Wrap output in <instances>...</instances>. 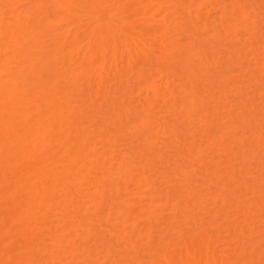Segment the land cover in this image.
Here are the masks:
<instances>
[{
	"label": "bare ground",
	"instance_id": "bare-ground-1",
	"mask_svg": "<svg viewBox=\"0 0 264 264\" xmlns=\"http://www.w3.org/2000/svg\"><path fill=\"white\" fill-rule=\"evenodd\" d=\"M129 1L131 0H123L124 3H122L121 0H7L6 2L8 4L6 6L9 7V9L7 8V10H9L7 16L5 15L6 13L2 11L3 8L0 9V247L2 246L0 249V264H41V260L44 257H47V259L51 261L47 262V264H78L76 263L78 258H82L85 263H94V261L91 260V252L88 249L82 246L68 249V245L65 246V244H72V241L68 240L72 236L81 238L83 241L92 240L93 242L102 240L103 236L96 239L95 233H92L91 230L81 229L82 223L79 222L76 224L70 217V214H67L68 210H70V213H77L79 215L83 211L84 214L80 215V219L95 216L98 218V221H101L102 218L106 216L105 220L108 222L114 218L115 224L121 225L124 228L122 230L124 231L123 233H126L123 237H118V239L129 238L130 240L126 231L131 229V232H133L136 229L135 223H130L135 217L125 210V208L136 207V204L132 203L129 198L123 196V190L127 191V187L125 186L131 183L133 178L132 173L134 170L138 169L136 166L138 164V162L136 164V159L139 160L140 164L144 161L145 157V163H147L149 160H147L146 157L148 158L149 155H147V150H145L146 148L143 147V145L140 149L139 147L132 146L130 142L127 145V149H123L124 151L121 152L117 149L118 138L113 137L115 141H111L113 138L108 139L107 134V137L103 136L107 130L110 134L109 128L112 126L113 127L110 129L115 128L121 130L122 128V132L126 128L131 130L132 134L137 135L140 140L144 141V145L147 143L149 144L151 143L152 133L155 129L154 124L158 121L155 120L156 117L153 116L152 113L156 106L157 98H159V88L155 79L149 78L150 80H145L143 79L144 74L137 73L136 79L144 81L141 89L147 94L145 100L141 103L139 102V105L132 106L131 101H125V98H118L120 102L116 100L117 97L126 95L130 99L131 95L124 92L126 89H123V80L125 79L126 81L136 74L138 63L140 62L139 59L141 57H146L147 60L149 58L148 61H150L152 58L151 56L155 55V58H152L153 60L151 61L156 63L155 61L159 57L155 52V48L157 47H155L153 51L150 47L143 44L145 35L152 38L153 41L154 39L157 40L158 28L156 29V27L158 26L155 25L154 27L156 32H153L151 29L152 33L147 34L146 30H144L146 27H135L134 24L131 23V17H129V22L127 17L125 18L123 16L124 14L122 11V9L130 3ZM141 1L142 0L139 2ZM207 2L208 0H202L201 3L204 4ZM158 4L159 3L155 5ZM132 5L131 9L134 8ZM231 7L223 6V8H221V11L222 9L223 11L220 13L217 20H221V22L223 21V23H225V26L221 24V27H223V32L227 33L226 36L234 35L235 38L238 37L237 35H239L238 33L240 32V30H238L239 20L243 19L245 23V19L248 17L247 12L240 6L237 7V9H230L229 12L228 9ZM124 10L126 11L127 9ZM133 10L136 13V9L134 8ZM134 11L132 12L134 13ZM126 13L128 14L129 11ZM236 13L239 14L242 19H236ZM132 17L134 16L132 15ZM145 17L146 15L144 18ZM243 20L240 25H244V23H242ZM236 21L238 23H236ZM147 22L145 24H147ZM163 23L167 31L171 25L169 22L167 23V21ZM148 24L150 25L151 23ZM174 25L177 26V24ZM151 26H149V28ZM124 28L126 32L129 31L132 32L133 35H136L134 37L133 35L131 36V38H135L132 40V46H130L131 43H127L125 37L127 33ZM174 29L175 31L180 30L178 28L176 30L175 26ZM202 30L207 33L206 25L202 27ZM61 31L63 32L59 33ZM171 33L169 32V34ZM262 33L264 34V32ZM172 34L171 39H174V34L173 36ZM194 35H190L192 37H190V40L192 41L189 43L192 47L189 50L186 45L180 44L179 42H181V40H176V37V42L174 43L173 41L175 40H173L169 45L167 40L170 39V36L168 38L166 37L167 44L165 45H169V48L165 47L163 43L161 44L163 45V49H170L167 50V53H165L166 49H162L163 53H165L162 55H167L169 58H163L166 61L165 65L169 71L171 69H169V67H172V69L176 67L177 70L179 69L177 67H180L183 75L186 73L188 75L189 72H197L198 75L200 74V79L205 78L210 81H208L205 86L214 89V83L212 84V80L209 79L212 77L208 74L210 72V70H208L209 68H207L208 72L206 69H202L201 66L193 65L191 61L192 56L198 58L199 62L206 56L204 53L203 56H200L202 52H196L198 51L196 46L199 45L197 42L199 43L200 38H196ZM184 36L188 37V35ZM220 36L221 33L216 28H213L211 38L215 41H219L222 40V36ZM251 37L252 35H249L248 38ZM190 44L187 43V45ZM26 45H30V47H25ZM193 50L196 54L191 55ZM60 59L63 61L69 59L68 62L61 63L62 70L57 69L59 66L58 60ZM164 60L163 62H165ZM69 62H71V66L66 67ZM154 63L148 62L150 65ZM168 64L170 65L169 67ZM156 65L158 67L157 63ZM154 68L156 70V67ZM154 68L152 69L151 66L152 70H154ZM215 68L217 69L218 67ZM151 69L149 67L148 71L150 72L148 73L150 74H152ZM259 71H264V65L263 67L261 66ZM170 73L172 74L171 71ZM187 75L186 79L188 80L184 82L190 81ZM199 77L197 76L194 81H197ZM200 79L198 81H200ZM205 79L203 81L204 83L207 81ZM62 81L67 82L62 84ZM118 83L119 85L117 86ZM204 83L202 84V89ZM190 84H192V89H195V91H192L193 96L191 95V99L188 98L189 100H186V102L181 105L182 109H180L181 112H183L184 108L187 110L185 114H183V118L189 123H193L194 113L198 109V104L195 101H202L201 106L204 107V97L199 96V94H203L199 85V89H197V85L195 87L193 83ZM110 86H113L111 92L114 91L111 94L112 97L116 94L120 95L113 98L114 100H109V98H111L110 96L108 102V96L106 95H110L109 91L112 89ZM114 87L116 88L114 89ZM218 88H220V86ZM210 89L207 91H210ZM198 90H200V92ZM204 91L203 89V92ZM149 93H151L150 96H148ZM249 93L251 94V92ZM169 94L170 97L174 99L173 92ZM209 97L210 96H205L207 99L206 104H210L213 110L217 109V107H219V98ZM245 98L240 101L241 98L239 97L240 100L237 101L238 103L235 102V104L231 106H236V109L243 107V109H245L243 111L247 115H245L242 110L238 112L229 107V111H226L228 114L225 115L226 112H223V114L229 119L230 126H235L233 127V131L240 130V128L246 131V128L249 129L250 127L249 131L252 134L253 131L257 130V133H255L258 134V138H256L257 136L255 134L256 137H250V143L252 141L254 144L252 143L251 145L253 149L248 150L249 152L251 150L249 153L250 155H255L260 152V150L264 151V148H258L260 147V142L255 143L256 139L259 141V137L264 135L262 134L264 130H261L264 128H259V126L262 125V127H264V123L262 125L259 123L261 119L262 122L264 121V111L262 109L259 111V108H255L256 106L254 107L252 103L246 104L251 98L248 93ZM252 100H255V98ZM107 102L108 105L106 104ZM103 104L105 105L104 108L106 107L105 109L102 108ZM208 104L207 107L209 106ZM225 116L224 118L227 119ZM123 117H125V119H123ZM97 118H101V124L98 123ZM215 118L216 117H211L210 120L213 122ZM219 118L221 120L220 116L218 119ZM95 123L99 125V133L97 130L98 128L96 129L97 131L93 130L96 128L94 127ZM123 123L129 125V128ZM100 125L108 127L107 130ZM91 126L94 128L91 129ZM157 126L158 125H156V127ZM251 126L255 128L252 131ZM223 128H216L217 137H220L218 134L222 132L224 134H222L220 138H223L222 136L229 131L228 134L231 133L232 129L230 130L229 127L224 128L229 130L225 132ZM257 128H259L262 133ZM207 130L208 129H206V131ZM169 131L171 134L175 135V138H178L176 127L170 125ZM93 132L97 134H92ZM244 133L245 132H243V134ZM98 134H102L101 136H103L99 138H107H105V140H107V145L110 147L108 150L105 149L100 152L98 151L99 148L95 147L98 142ZM234 134L232 132V135ZM94 135H96V137ZM171 137H173V135ZM191 137L193 139L194 136L191 135ZM240 137L241 136H239V140ZM94 138L96 139L94 140ZM91 139L96 142V145L93 143L94 141L91 144ZM241 139L243 140V137ZM252 139H255V141ZM242 140L236 146V149L240 150L238 146L244 145V140ZM88 141H90V143ZM209 141H211V139ZM204 143L202 145H204ZM230 143L228 144L230 145ZM86 146H89L87 152V149H85ZM194 148V151L197 150L196 152L201 156L206 152L200 149L201 144H199L193 148L188 147L185 154L178 153L176 157L181 162L185 161L186 157L192 154ZM231 148L233 149L232 146ZM246 154L248 153L246 152ZM234 155L236 156L237 152L234 153ZM239 155H241V157H236L242 159L241 163H245L242 158L243 155ZM88 157H92L90 158L91 160H89ZM246 157L244 156V160H246ZM93 158L96 159L93 160ZM155 158H159L163 161L164 157L156 153ZM197 159L200 160V158ZM166 161L168 160L166 159ZM199 164L201 167L202 163ZM206 164L204 171L201 172L202 167L200 169L202 175L210 177L208 180L205 179V185L216 189L220 188V190L223 187L227 196L224 195L220 197L221 194L213 195L211 193V198L214 200V209L209 210L210 214L207 211L209 208H207L206 211L208 214L203 212L204 214H201L203 217L199 218V221H197V219L195 220L193 217L194 215L190 217L188 212L191 209L194 210V212L198 209L204 211V196H194V194L189 193L188 189L177 188V182L174 183L176 178H174V181L172 180L173 182L169 179L168 181H171V185L166 186V190H172L170 194L180 199V202L171 203L170 207L172 212L173 210L174 212L177 210V214H182L184 219L182 222L184 223H188L194 219L193 221L197 229L199 228V231L197 230L198 232L195 233V235H189L183 231L174 232L173 234L176 239L175 243L171 241L157 242L156 245L158 246L156 247H158V252L151 249L143 256V259L139 258L135 260L133 264H264V238L255 231L257 223L264 227V219L262 220V215H260L264 212V188L262 189L258 185L260 181H257V179L253 181L252 178L251 180L254 182L252 187L247 186V182L246 185H236L237 177L235 176V178V174H233L235 173L234 167H228L231 170L230 173L232 175H230L229 172H218V168L216 170L210 168V165L214 167V165L210 163ZM228 166L232 167L231 165ZM228 168L226 169L227 171L229 170ZM177 169L178 168L174 167L171 172L174 173ZM182 169L183 171L181 173L184 174L185 178H183L184 181L182 179L181 182L187 183L184 186L189 187L188 183H190L193 178V171L187 172L186 167H182ZM221 169H223V167ZM239 169H241V167ZM241 170L238 171L241 173ZM247 175H250V173ZM239 178L240 177H238V179ZM141 179L142 180L138 181V185H140L142 181L147 183L146 188L144 187L146 195L144 196L145 201H148L150 207L152 206L154 209L158 208V190L156 191L155 189L156 194L153 192L154 186L152 185L154 184L150 182L148 177H141ZM108 180L113 182L114 185L112 186V184H109L108 187H106L104 183ZM256 186H259L262 191H259V187ZM90 194L95 198L86 201V198L91 197ZM247 195L251 197L247 198ZM77 197H79L80 200L77 201ZM115 201L119 202L116 204ZM179 203L183 204V208L179 209ZM53 208L55 212H52ZM228 209H231L230 213H226L227 211L223 213V211ZM58 210L61 212L66 211V213L64 212L65 216H63L64 214L61 215V213H58ZM157 210L158 209H156V211ZM156 211H153L152 215L156 213ZM150 212L151 210L149 213ZM49 214L50 217L57 218L56 226L53 227L54 230L49 229L47 232H44V225H46L48 219L51 220ZM231 216L234 218L236 216L234 221L231 220L232 222H230V224L224 227L221 226L223 228H220L229 235V242H227L228 239L226 238V245H224V243L222 244L223 247L226 246V250H218V248H223L221 247L222 245H220L223 237L213 236L212 233H209V229L216 226L215 221L222 219L221 221L223 222V220H227ZM233 217L231 219H233ZM205 219L206 221H204ZM258 219L259 221H257ZM225 222L227 223V221ZM115 224L110 225V227L115 229ZM174 224L175 220L169 222L167 229L173 231ZM108 233L111 235L110 231ZM117 235L119 236L120 233ZM111 236H113V234ZM147 240L149 244L154 241L153 237L151 238L150 236Z\"/></svg>",
	"mask_w": 264,
	"mask_h": 264
},
{
	"label": "rangeland",
	"instance_id": "rangeland-1",
	"mask_svg": "<svg viewBox=\"0 0 264 264\" xmlns=\"http://www.w3.org/2000/svg\"><path fill=\"white\" fill-rule=\"evenodd\" d=\"M6 1L7 0H0V5H1L0 9L3 8L2 11H4L6 13L5 15L7 16L8 12H9V10H7V8L9 9V7L6 6L8 4ZM131 1H133V0H131ZM131 1H129L130 3L122 9L123 14H124L123 16L125 18L127 17L128 21H129V17H131L130 18V20L132 19L131 23H133L135 27H140V26H143L144 28L146 27V29H144V28L143 29L146 30L147 34H151L152 30H153V32H156V29L158 28L157 29V32H158L157 40L154 39V41H153L152 38L148 37L147 35H145L143 38V44L150 47L151 50L154 51L155 47L158 48V50H157V48H155V52L157 53L156 55L159 56L157 58L158 62L155 59L156 60L155 62L158 64V67H157L156 63L151 61V60H153L152 58H155V55H153L154 57L151 56L152 58L150 61H148L149 58L147 60V58L145 57L146 58V60H145L144 57H141V58L139 57L140 62L138 61L139 63H138L136 74L133 75L131 78L127 79L126 81H125V79L123 80V89H126V90H124V92H127L129 95H131V97H132V98L130 97L131 100L129 99V97L127 95L122 96V97H117L120 94H118V95L116 94L115 96L112 97L111 94L114 92V91L111 92L113 90V86L112 87L110 86V88H112V89H110V91L108 89V91L110 92V95H106V96H108L107 100L110 96H111V98H109V100H114L113 98H115V97H117V99H116L117 101H119L120 98L121 99L125 98V101H131L132 106L133 105H135V106L139 105L141 102H143L145 100L147 94H145L146 92L144 90H143L144 91L143 92L141 89L142 85L144 84V81L143 80L140 81V80L136 79L137 73L144 74L143 79H145V80H147L149 78L155 79L157 81V85L159 88L158 89V92H159L158 97L159 98H157L158 103L156 102V106H155L154 111L152 113H153V116L156 117V118L154 117L155 120H158V121H156V124H154L155 129H154V131L152 133V137H151L152 138V140H151L152 144L147 143L145 145H144V141L140 140V138L137 135L132 134V131L129 129L125 128L123 130V132H122V128H121V130L115 129V128L110 129L113 127L110 124L112 127L109 128V130H110V134H109V131L107 130L108 127L100 125V126H103L102 128L105 127L106 129L105 128L104 129L108 131V132L106 131L105 135H103V136H106V134H107L108 137L107 136L106 137L108 139L113 138V137L118 138L117 139V145H118L117 149L118 150H120L122 152V151H124L123 149H127V145L129 144V142L132 144V146L139 147L140 149H141V146L143 145V147L146 148L145 150H147L146 151L147 155H149L148 158L146 157V159L149 161L147 163H145V157H144V161L139 164V160L136 159V164L138 162V164L136 165L138 169L133 171L132 181L130 180L131 183H129L127 186L122 184L125 187H127V191L123 190V193L126 194V195L123 194V196L126 198H129L132 203L136 204L135 205L136 207H134V208H125L127 213H130L135 217L134 219H132L130 221V223L131 224L135 223L136 229L133 232H131L132 231L131 229H128L126 231L128 237H130V240H129V238L128 239H126V238L125 239H118V237H123V235L126 233H123L124 231H122V230L124 228L121 225H119L117 223L115 224V221L113 220L114 218L112 220H109L108 222L105 220L106 216H104L101 221H98V218L95 216H90V217H87L84 219H80V215L84 214L83 211L80 213V215L77 213H75V214L70 213L69 212L70 210L67 211V214H70V217L72 218L73 221L76 222V224H78L79 222L82 223L81 229L91 230L92 233H95L96 239L103 236V239L100 241H97V242H93L92 240L91 241H89V240L83 241L81 238H76L74 236H72L71 238L68 239L69 241H72V244H67V243L65 244V246L68 245L67 246L68 249L73 248V247H77V246H82L91 252V260H93L94 263H92V262L91 263L90 262L85 263V261H83L82 258H78L76 260V263H78V264H133V262L135 260H137L139 258L143 259V256L147 252H149L151 249H154L155 252H158L159 251L158 247H156V246H158V245H156L157 242L160 243V242L171 241V242L175 243L176 239H175V236L173 234L174 232L183 231L189 235H195V233H197L199 231V228L197 229L196 224L193 221L194 219L188 223H184V222H182L184 220L182 214H177V210H175L176 212H174V210L172 212L171 207H170L171 203L172 202H180V199H178L175 195L170 194L171 193L170 191H172V190H166L165 187L168 185H171V181L172 180L174 181V178H176L174 183L177 182L176 183L177 188L180 187V188L188 189L189 193L194 194V196L195 195H203L204 196V206H203L204 211L202 209L201 210L198 209L195 212L192 209L190 210L191 212L187 211L188 215L190 217L194 215L193 217L195 218V220L197 219V221H199V218L203 217V215H201L203 212L208 214V212L210 213V211H209L210 209L211 210L214 209L213 208L214 207V204H213L214 200L211 198V195H210L211 193L213 195L214 194L215 195L221 194L220 197L226 195V193H225L226 191L223 189V187L221 188V190L223 189L221 191L220 188L216 189V188H213L211 186L205 185L206 180H208V178L210 179V177H207L206 175H202V173H201L202 171L205 170V167H206L205 165H207L206 163H210V164L214 165V167H211V165H210V168H213L215 170L218 168V170H219L218 172L221 171V173H226V172L230 173L231 170L229 168L234 167L235 173H233V174H235L234 177L235 176L237 177V178L235 177L237 182L234 179V181L237 183L236 185H240V184L246 185V182H247V184H248L247 186L252 187L253 183H254V182H252V180L254 181L255 179H257V181L258 180L260 181L258 185L262 189L264 188V179H263L264 178V167H263L264 166V153H263L264 151H261L259 149L260 152H258L259 154L256 153L255 154L256 156L249 154L251 152V150L253 149L251 146L253 142L251 141V143H250V140H251L250 137H252V138H253V136L256 137L258 135V134H256L257 130L253 131L251 134V132L249 131L250 127L248 126L249 129L246 128V131L242 130V128H240V130H234L233 131V127H235V126H230V121L225 116L228 114V112H226V111H229L228 107L231 109L233 108L235 111H238V112L241 110L242 111L245 110V109H243V107L242 108L239 107V109H236V106L234 107L231 105L235 104V102L240 100L239 97L241 98L240 101H242V99L245 98L247 93H248V95H250L251 98L248 101V103H246V104L252 103L254 105V107L256 106L255 108H257V109L259 108L258 109L259 111H260V109H262L264 111V109H263V107H264V97H263L264 96V73L263 72L264 71L263 72L259 71L261 66L263 67V65H264L263 64V62H264V51H263V49H264V34L262 33V32H264V0H216V1L215 0H208V2L204 3V4L201 3L202 0H166V2H165V0H142L141 2H139L140 0H134L137 3H135L134 1H133L134 2L133 3ZM121 2L124 3L123 0H121ZM150 3H152V4H150ZM157 3H159V4L155 5ZM131 5H132V7H134L136 9V13L138 11L137 14L133 10L134 8L131 9ZM225 5H227V6H225ZM231 5H232V7H231ZM223 6L224 7H231L228 9L229 12H230V9H232V8L237 9V7H239V6L247 12L248 18L245 19L246 25L244 23V20L240 17V15L236 13L237 14L236 19L240 18L243 20L242 23H244V25H242V24L240 25L242 20H239L240 21L239 23L237 22L238 20L236 21V23H238V28H239L238 30H240V32L238 33L239 35H237L239 38L238 37L234 38V35L226 36L227 33L223 32V27H221V24L225 26V23H223V21L221 22V20L220 21L217 20L218 16H220V13H222V11H223V9L221 11V8H223ZM195 7H196V9H195ZM168 8H171V9H168ZM199 8H200V10H199ZM124 9H127V10L125 11ZM130 9H131V11H130ZM171 10H172V12H171ZM128 11H129V13L127 14L126 12H128ZM132 11H134V13ZM167 12H168V14H167ZM194 12H195V14H194ZM132 15L134 17H132ZM145 15H146V17L144 18ZM165 15H167V16H165ZM216 16H217V18H216ZM172 18H173V20H172ZM140 20H142V21H140ZM165 21H167V23L169 22L170 25L172 26V27L170 26L169 29H167V31H166V27L163 26V25H165L163 23ZM146 22H147V24L148 23H151V24L147 25V24H145ZM136 23H138V24H136ZM171 23L173 25L177 24V26L176 25H174V26L176 27V30H177V28L180 30L175 31L174 26ZM155 25L158 26V27H156V29L154 28ZM205 25L207 27V33L205 31L203 32V30H202V27ZM149 26H151V27L149 28ZM253 26H255V27H253ZM213 28H216L221 33L222 40L215 41L214 39L211 38V33H212ZM181 29H182V31H181ZM169 30H171L172 33L174 34V39H171L172 33ZM149 31H150V33H149ZM168 31L171 34H169ZM62 32L63 31H61L59 33H62ZM125 32H126V29H125ZM128 32L129 31L126 32L127 34L125 37L127 39V43H129V44L131 43L130 46H132V43H133L132 40L135 39V38L133 39V37L136 35L135 34L133 35L132 32H129V33ZM165 32H167L168 34ZM188 32H189V34H188ZM175 33L177 36L175 35ZM128 34H130V35H128ZM173 34H172V36H173ZM191 34H193V35L195 34L194 36H196V38L197 37L200 38L199 43L197 42V44H199V45L196 46V49L198 51H196V49H195V51L196 52H202L200 56H203V53L206 55L203 57L202 60H200V62H199L198 58H196L195 56L191 57V61H192L193 65H196L199 67L201 66L202 69H204V70L205 69L207 70V68H209L208 70H210V72L208 70L207 71L209 72L208 74H210L212 76L209 79L212 80L211 81L212 84L214 83L213 84L215 86L214 89H210L209 86H205V84H207V82L209 80L204 78L205 80H207V81H205L206 83H204L203 82L204 79L202 78L203 79V81H202V79H200V77H199L200 74L198 75L197 72H193V73L189 72L188 75H187V73L183 75V73L180 70V67H177V68H179L178 70L176 69V67H175L176 70L173 68L175 70L174 71L172 69V67H169L170 65L168 64L169 69L171 68L170 69V71L172 72V74H171L165 65L166 61L163 58L165 57V59H167L168 57H167V55L163 56L162 54H165L168 52L167 50H170V49H167L165 47H168L170 45L169 43H171V41L175 40V37H176V40L180 39L181 42H179V43L186 45V47H188V50H189L192 47V45L189 43L192 41V40H190ZM132 35H133V37L131 38ZM184 35H188L189 38L184 36ZM249 35L250 36L252 35V37L248 38ZM156 36H157V34H156ZM166 37L167 38L169 37L171 39V40L168 39L170 42L167 40ZM236 38H238V39H236ZM248 39H250L251 42ZM155 40H156V42H155ZM166 40H167V43L169 44L168 46L165 45V44H167ZM176 40L173 42L175 43ZM162 41H164V42H162ZM162 43H163V45H165L164 48L166 50L162 48L163 47V45H161ZM177 43H178V41H177ZM187 43L190 45H187ZM197 44H195V45H197ZM30 45H26L25 47H30ZM155 45H157V46H155ZM162 49L165 50L166 52L164 51L165 53H163ZM192 54H196V53H194V50H193V53H191V55ZM17 55H18V53H17ZM163 60L165 62H163ZM68 61H69V59H66L64 61L62 59L58 60L59 66L57 67V69L62 70V64L61 63H65ZM170 61H168V62H170ZM148 62H151L154 64L150 65V64H148ZM215 63H217V64H215ZM68 66H71V62H69L68 65H66V67H68ZM151 66H152V69L154 67H156V70H155V68H154V70H152ZM149 67L152 70L151 71L152 74L148 73V72H150V71H148ZM215 67H218V68L216 69ZM166 70H168V71H166ZM178 72H179V74H178ZM258 73H260V74H258ZM186 75H187V78L190 79L189 82L193 83V86H195V87H196V85H197V87H198V85L200 86V90L202 91L203 94H199V96L204 97V99H203L204 107L201 106L202 101H200V102H198L197 100L195 101L198 104V109L194 113L195 115L193 116V118H194L193 123H189L188 121H186L183 118V116H184L183 114H185V112L187 111L185 108H184L183 112H181V109H182L181 105L184 104L186 102V100H189L188 98L191 99V95L193 94L192 91H195V89H192V86H191L192 84H190L188 81L184 82L185 80H188V79H186ZM152 76H153V78H152ZM197 76L199 77L200 81H198L199 79H197V81H194V79L197 78ZM168 79L170 82L168 81ZM191 79H193V80H191ZM256 81H257V83H256ZM65 82H67V81H62V84H65ZM165 83H166V85H165ZM179 83H180V85H179ZM203 83H204L203 89L205 90L204 92L202 89ZM118 85H119V83L117 84V86ZM181 86H183V87H181ZM189 86H190V88H189ZM219 86H220V88H218ZM115 88L116 87H114V89ZM197 89H199V87ZM209 89H210V91H207ZM168 90H169V93L173 92L174 99H172L170 97ZM189 90H191V91H189ZM200 90H198V91L200 92ZM141 91H142V93H141ZM249 92H251L252 95ZM130 93H132V94H130ZM150 95H151V93L148 94V96H150ZM205 96H210V97L212 96L213 98H219V101H218L219 107H217V109L213 110V108L210 107L211 105L208 103L207 104L209 106L207 107V104H206L207 99L205 98ZM168 98H170V99H168ZM254 98H255V100H252ZM132 99H133V101H132ZM109 100H108V102H109ZM172 100H174V101H172ZM243 101H245V100H243ZM108 102L106 103L107 105H108ZM110 102H112V101H110ZM260 102H262V103H260ZM104 106L105 105L103 104V107H102L103 109L106 108V107L104 108ZM223 112L224 113L226 112V114L224 115ZM243 113H245V112L243 111ZM222 115H224L227 119H225L224 116H222ZM245 115H247V114L245 113ZM219 116L221 117L222 121L220 120V118L218 119ZM211 117H216L215 120H213V122L210 120ZM97 119H96V121H97ZM100 119H98V123H100V121H102ZM123 119H125V117H123ZM128 119H130V118H128ZM257 119H259V118H257ZM256 120H255V124H256ZM225 121H227V122H225ZM128 122H130V121H128ZM96 123L94 126L96 128L93 127L94 128L93 129L91 126V129H93L94 131L99 126V125H97L98 123L97 124ZM259 123L262 125L264 123V121L262 122V119H261ZM123 124H125V123H123ZM156 125H158V126L156 127ZM170 125H173L174 127L177 128V137L178 138H175L174 137L175 135L171 134V132L169 131ZM250 125H252V124H250ZM257 125H258V123H257ZM262 126H259V128L260 127L264 128ZM126 127L129 128V125H126ZM218 127H221V128H223V127L228 128L229 127L230 130L231 129L232 130H231V133L228 134L230 131L223 128L224 132L225 131H229V132H227V134L223 135L222 136L223 138H220L221 135L224 133L222 132V133L218 134V136L220 135V137H217L216 128H218ZM255 127H258V126H255ZM259 128H257V129H259ZM99 129L100 128L97 129L98 133H99ZM206 129H208L209 131L208 130L206 131ZM253 129H255V128L252 127L251 131ZM261 130H264V129H261ZM261 130L259 129V131L262 133ZM242 131L245 133L243 134ZM259 131H258V133L260 135ZM201 132L203 134V137H202ZM232 132H233V134L234 133L235 134L232 135ZM209 133H211V134H209ZM92 134H97V133L93 132ZM262 134H264V132ZM101 135H99V134L97 135L98 136L97 141L99 142L102 140L99 143L97 142V145H96V142L94 141L96 138H94V140H93L94 142L92 141V139L90 140L91 144H92V142L95 143V145H96L95 147L99 148V150L98 149L97 150L100 152H102L105 149L108 150V148H110L109 145H107L108 144L106 142L107 140H105L106 137L105 138H99ZM109 135H110V137H109ZM172 135H173V137H171ZM191 135L194 136L195 138L193 137V139H192ZM94 136L96 137V135H94ZM103 136H101V137H103ZM205 136L208 138H206ZM210 136H212V137L214 136V137L212 138ZM239 136H241L240 140H239ZM261 136L259 138L260 139L262 138V139L261 140L259 139V141H258V139H256V141H255V139L254 140L252 139V140L255 141V143L260 142L259 143L260 147H258V148L262 149V148H264L263 147L264 146V135L262 137ZM242 137L244 140V145L238 146V148L240 147L239 148L240 150H238V149H236V146L240 143V141L242 140L241 139ZM115 138H113V140L111 139V141H115ZM209 138L211 139V141H209L210 140ZM214 138H216V139H214ZM256 138H258V136ZM205 140H207V141H205ZM213 140H215V141H213ZM90 141H88V142L90 143ZM204 141H205V143H204ZM149 142H150V140H149ZM203 143H204L205 147H204V145H202ZM228 143H230V145ZM262 143H263V145H262ZM91 144H87V145H91ZM192 144H193V146H192ZM197 144L198 145L201 144L200 149L206 151L203 154V156L199 155L196 152L197 150L194 151L195 150V148H194L192 154L190 155L191 157L190 156L186 157V160L182 161V162L178 160V158L176 157V155L178 153L185 154L188 147L193 148L195 146H198ZM233 145L235 146V148ZM231 146L233 147V149L231 148ZM86 147H85V149H87L86 150V152H87L89 146H86ZM196 149H198V148H196ZM226 149L227 150L229 149V150L227 151ZM249 149H251L250 152L248 151ZM136 151H138V150H136ZM238 151H239V153H238ZM236 152H237L236 156L241 157V155H239V154L243 155L242 158H243V161H245V163L244 162L241 163L242 159H240L239 157H236L234 155V153H236ZM246 152L248 154H246ZM156 153L158 155L161 154V156L164 157L163 161H161L159 158L158 159L155 158ZM230 153H232V154H230ZM182 156H184V155H182ZM244 156L245 157L247 156L248 158L246 157V160H244ZM260 156H261V158H260ZM196 157L200 158V160H202V159L203 160L200 161ZM228 157H229V159H228ZM230 157H232V158H230ZM90 158H92V157H88L89 160H91ZM95 159L93 158V160H95ZM166 159L168 161H166ZM250 160H252V161H250ZM151 161H153V162H151ZM231 162L233 165L231 164ZM151 163H153V164H151ZM199 163L203 164V165L201 164L202 169H201ZM228 165H231L232 167H230ZM216 166H218V167H216ZM236 166H238V167H236ZM174 167H176L178 169L176 172L173 173L171 171L174 169ZM182 167L183 168L186 167L187 172L193 171V173H192L193 178L191 179L190 183H188L189 187L184 186L187 183L181 182V180L183 178H185L184 174L181 173L183 171ZM222 167H223V169H221ZM226 167L227 168L229 167L228 171L226 170L227 169ZM240 167H241V169H243V168L244 169L241 170V169H239ZM261 167H263V168H261ZM249 168H251V169H249ZM200 169H201V172H200ZM238 170H241V173ZM243 172H244V174H243ZM260 172H261V174H260ZM248 173H250V175H247ZM181 174H183V175H181ZM230 175H232V174L230 173ZM141 177H148L150 182L152 184H154L152 186H154L153 192L155 194H156V191L158 190L157 191L158 192V208L154 209V207H152V206L150 207L148 204V201H145L144 196H146V195H145L144 189L146 188L147 183L145 181H142L141 184L138 185V181L142 180ZM230 177H232V176H230ZM238 177H240V178L238 179ZM169 179L171 181H168ZM260 179L262 180V182ZM183 181H184V179H183ZM104 184L106 187H108L109 184H112V186L114 185L113 182H111L109 180L107 182H105ZM124 186H122V187H124ZM182 186H184V187H182ZM259 186H256V187H259ZM120 187H121V184H120ZM260 187H259V191H262V189ZM155 189H156V191H155ZM90 196L91 197L86 198L85 200L89 201V200L95 198L91 194H90ZM250 197L251 196L247 195V198H250ZM78 200H80L79 197H77V201ZM118 202L119 201H115L116 204ZM178 206H179V209L183 208V204H181V203H179ZM207 208H209V209L207 210ZM156 209H158V210L156 211ZM150 210H151V212L149 213ZM153 211H156V213H154L152 215ZM52 212H55L54 208H53ZM57 212L61 213V215L64 214L63 216H65V213H66V211H62L63 212L62 213L59 210ZM91 212H93V211H91ZM225 212L230 213L231 209L223 211V213H225ZM173 213H176V214H173ZM263 213L260 214V215H262V220L264 219ZM232 217L233 216H231L227 220H223V222L221 221L222 219L215 221L216 226H214L212 229H209L210 230L209 233L210 234L212 233L213 236L216 235L215 237H220V238L223 237L222 238L223 241L221 240L220 245H222L223 243H224V245H226V243L229 242V239H228L229 235L227 233L223 232L222 231L223 229H220V228H223L225 225H228V224H230V222L234 221L236 216H235V218L233 217V219H231ZM260 217H259V219H260ZM49 218L51 220L48 219L46 225H44L45 226L44 232H47V230L53 229V227L56 226L57 218L56 217H50V214H49ZM259 219L257 221H259ZM174 220H175V224H174L175 226L173 227L174 230L170 231L169 229H167L168 223L172 222ZM204 221H206V219ZM225 221H227V223ZM176 222H177V224H176ZM218 222H219V224H218ZM112 224H115V227H116L115 229H112L110 227V225H112ZM258 224L259 223H257V225L255 226V231H256V233H258V235L260 234L264 238V227H262L261 224H259V225ZM221 226H223V227H221ZM214 228H215V230H214ZM218 230H219V232H218ZM109 231H110L111 235L113 234V236H111L108 233ZM118 233H120L119 236L117 235ZM97 234H98V236H97ZM219 235H221V236H219ZM149 236L151 238L153 237V239H154V241L150 244L147 242L148 241L147 239ZM40 239H41V237H40ZM226 240H227V242H226ZM221 247H223V245ZM1 248H2V246L0 247V249ZM221 249H224L223 251H225L226 246H224L223 248H218V250H221ZM57 259H59V258H57ZM238 260H239V258H238ZM47 262H51L50 259H47V257L42 258L41 264H47ZM263 263H264V261H263Z\"/></svg>",
	"mask_w": 264,
	"mask_h": 264
}]
</instances>
